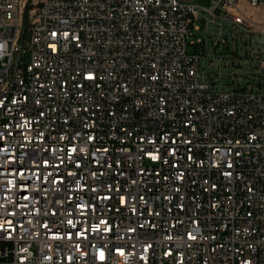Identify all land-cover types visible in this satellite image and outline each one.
I'll list each match as a JSON object with an SVG mask.
<instances>
[{
    "label": "built area",
    "instance_id": "1",
    "mask_svg": "<svg viewBox=\"0 0 264 264\" xmlns=\"http://www.w3.org/2000/svg\"><path fill=\"white\" fill-rule=\"evenodd\" d=\"M31 3L0 0V264H264V26L231 0H49L31 79H6Z\"/></svg>",
    "mask_w": 264,
    "mask_h": 264
},
{
    "label": "bare ground",
    "instance_id": "2",
    "mask_svg": "<svg viewBox=\"0 0 264 264\" xmlns=\"http://www.w3.org/2000/svg\"><path fill=\"white\" fill-rule=\"evenodd\" d=\"M250 7L264 6V0L253 2L252 0H244ZM10 10L14 12V19H21L24 12V0H9ZM49 4V0H32L29 10V17L26 18L24 44L22 45V61L21 66L6 68V79H14L21 77V80L31 79V65L33 52L36 49V31L37 24H40L42 11ZM230 13L242 20L253 19L249 16L239 0H231ZM253 25L264 26V19L254 20ZM17 31H24V24H17ZM1 64V57H0ZM11 145H21V137H12ZM11 145L8 140L0 139V162L7 161V155L11 153ZM152 146L154 148H166L167 140H163L161 136H152ZM3 182H10V175H3ZM41 198H50V191H41ZM0 217L2 210L0 208Z\"/></svg>",
    "mask_w": 264,
    "mask_h": 264
},
{
    "label": "rangeland",
    "instance_id": "3",
    "mask_svg": "<svg viewBox=\"0 0 264 264\" xmlns=\"http://www.w3.org/2000/svg\"><path fill=\"white\" fill-rule=\"evenodd\" d=\"M196 2L202 4V5H205V6H209L211 4V0H196ZM240 2V0H239ZM242 3V7L245 9V11H247L251 16H254V18H256L257 20H262L263 19V16H264V8L261 9V10H253L251 8H249L246 4H243V2L241 1ZM196 37H203V29L200 31V32H197L196 33ZM256 41H258V37H254L253 38V42L255 43ZM188 52H191L192 49L191 47H188ZM239 63V64H238ZM238 64V66H242L243 67V62H236V65ZM243 70L245 69H236L235 73L237 75H240ZM224 86H228L232 83L231 81V78H215V81H218ZM235 83H245L241 78H236L235 79Z\"/></svg>",
    "mask_w": 264,
    "mask_h": 264
},
{
    "label": "crops",
    "instance_id": "4",
    "mask_svg": "<svg viewBox=\"0 0 264 264\" xmlns=\"http://www.w3.org/2000/svg\"><path fill=\"white\" fill-rule=\"evenodd\" d=\"M241 1L243 2V4H246V2L244 0H240V3ZM242 4V3H241ZM249 8L253 9V10H261L264 8V6H261V7H250L248 4H246ZM246 13L251 16L247 11ZM254 20H257L256 18H254V16H251Z\"/></svg>",
    "mask_w": 264,
    "mask_h": 264
}]
</instances>
